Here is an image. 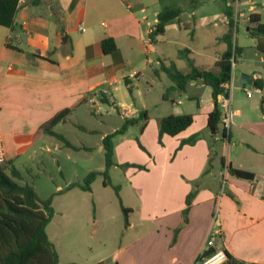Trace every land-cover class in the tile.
Returning <instances> with one entry per match:
<instances>
[{"label":"crops","instance_id":"0c3cea01","mask_svg":"<svg viewBox=\"0 0 264 264\" xmlns=\"http://www.w3.org/2000/svg\"><path fill=\"white\" fill-rule=\"evenodd\" d=\"M159 1L19 0L14 28L0 25V137L4 164L16 168L21 181H25L31 168H17L16 159L34 160L39 149L63 145L40 128L64 108H70V112L52 127L57 133L60 132L55 129L81 104L103 102L104 95L122 117L120 126L125 118H137L145 110V119L112 138L114 165L108 172L111 168L121 170L119 164L125 162L146 167L129 166L122 170L121 183L111 182L119 185V195L112 185H104L103 179V189L97 187L96 193L98 175L89 191L79 186L67 189L70 183L77 182L67 177L54 190L51 185L42 187L39 183V188L48 193L45 198L39 197L44 200L52 196L54 213L46 234L55 247L58 263L106 264L110 260L113 264H194L207 249L209 231L216 227L219 234L212 246L215 250H227L237 259L264 264V53L257 49V39L248 33L249 27L255 25L250 22L252 14L264 23V0L260 7L257 0H221L223 5L217 10L198 15L199 5H208L209 1L214 4L215 0L198 4L193 1L190 13L181 18V12L166 25L161 36L168 32L171 35L161 42L173 47L171 62L179 70H190L181 54L186 50L197 68L217 71L216 63L227 48L221 39L228 29L224 8L237 4V11L233 7L237 22L234 39L242 50L234 61L228 94L218 96V100L228 99L230 103L226 136L222 120L214 135L207 128V114L214 105L211 88L200 79H191L183 92L188 98H195V106L189 105L188 110L179 113L192 114L193 121L174 136L163 134L162 143L158 142L161 116L154 120L134 100L141 80L152 88L153 81L159 79L156 64H170L159 56L155 63L151 57L157 53L155 43L160 35L153 42L148 31L156 21ZM107 37L115 42L114 52L102 50L101 42ZM243 73L252 75L253 84L241 82ZM167 79L173 102L179 90L168 76ZM120 82L131 88L128 92L133 100L123 102L118 97ZM251 87L261 94L257 99H252V93L246 95ZM122 107L128 108L127 113ZM197 132L203 134L200 139L179 147L182 139ZM225 166L251 172L254 178L233 176L224 171ZM31 185L39 195L35 182ZM105 187L111 188L113 197L110 191H104ZM194 189L188 220L180 227L186 195ZM114 197L120 207L130 209L128 224L122 228L118 213H114ZM121 218L124 219L123 214Z\"/></svg>","mask_w":264,"mask_h":264},{"label":"trees","instance_id":"16d2710c","mask_svg":"<svg viewBox=\"0 0 264 264\" xmlns=\"http://www.w3.org/2000/svg\"><path fill=\"white\" fill-rule=\"evenodd\" d=\"M19 0H0V25L9 29L15 26V15L18 9ZM180 7L163 6L156 14V21L153 23L152 30L149 32L151 41H155L156 36L164 33L166 25L176 20L181 14ZM227 17L228 29L223 34V39L226 44V50L221 54L216 65L218 70H204L197 68L193 61L186 55V50L181 51L185 56L189 65V72L184 73L179 70L173 62L168 65L160 64V69L163 70L168 78L173 82L174 88L179 91H184L191 79H200L203 84L211 88V95L214 100L213 108L207 114V128L212 135L219 131L221 123L222 110L219 106L218 96L228 94L229 84L232 73V62L236 60L240 54L242 47L238 46L233 39L234 32L237 27L236 19L234 18L233 6L226 5L224 8ZM250 22H255L254 26H250L248 33L251 37L257 39V49L264 53V23L259 22L258 16L252 14ZM103 52L111 53L116 50V45L113 38H104L101 42ZM256 85L261 87L260 81H256ZM131 92V88H128ZM105 96V95H104ZM103 96V102H108V99ZM163 98H167V94H163ZM70 112V108H64L58 111L52 118L43 124L40 130L44 133L55 136L61 140L65 146L77 148L73 146L62 134L53 131L52 127L58 122L65 120V116ZM146 118V111L139 112L137 118H125L122 125L111 133H108L102 138V147L104 150V169L102 171H89L83 181L73 182L67 186L72 188L79 186L83 190H90L91 182L97 175H103V184L112 185L108 170L114 165L113 161V141L115 135L123 134L127 127L136 123L139 119ZM193 121V116L190 113L168 114L161 116L158 119V142L162 143L163 134L176 135ZM143 126H141L142 128ZM223 128V135H225ZM203 136L202 132H197L189 137L182 139L179 147L183 144H194ZM226 136V135H225ZM138 146L145 151L143 145L136 138ZM223 163V162H222ZM210 165V161H209ZM121 167H136L138 169H146L144 165L125 162L119 164ZM208 168V167H207ZM229 174L238 178L252 180L253 173L237 169L231 166L227 167ZM21 173L14 167H8L4 162L0 164V264H59L58 255L53 243L48 239L46 234V226L51 220L54 210L51 206V198L41 199L35 188L26 181H21ZM116 194L119 191V185H112ZM230 197L234 195L226 192ZM196 194V189L190 191L185 198V207L182 210V224L188 220V211ZM124 215V224H128L129 208L121 205ZM178 227L174 230L176 236ZM215 251L213 247H209L197 257L196 261L212 254ZM226 259L220 264H258L240 260L232 256L227 250H223ZM100 264V263H97Z\"/></svg>","mask_w":264,"mask_h":264},{"label":"rangeland","instance_id":"374dc122","mask_svg":"<svg viewBox=\"0 0 264 264\" xmlns=\"http://www.w3.org/2000/svg\"><path fill=\"white\" fill-rule=\"evenodd\" d=\"M193 1L197 2L198 4V2L202 3L204 0H160L158 7L160 9L163 6L180 7L183 12L181 18H184L188 13H190L191 8H193ZM257 1V7H260L259 4L262 3V0ZM207 3L208 5L202 4L197 7V15L202 12L205 13V10L209 9H211L210 11H215L218 7L223 5L221 0H215L214 4H212L211 1ZM233 7L234 10L237 11L240 8V5L237 8V4H234ZM153 17L154 16L151 14L150 19ZM238 26L240 28V23ZM183 32L187 35L188 30ZM170 35L171 32H168L167 35H160L158 37V40L155 43L157 53L151 54V57L155 63L157 62V56L160 57V60L165 59V63L171 62V56L175 54V51L173 50L171 44L161 42ZM235 35L236 30L234 32L233 39ZM161 50L163 51L162 54L160 53ZM238 58L239 56L237 55L236 60ZM156 68L159 79H155L153 81V87L149 88L143 79L140 81L137 90L134 91V95L136 97L134 100L138 108H141V105H143L150 116L156 120L157 117L168 115L172 112H175V114H177L176 112H185L188 110L187 108L189 105L195 106V98H188L185 95L186 93L180 91L176 92L174 101L171 102L172 93L171 89H167L169 80L167 79L166 73L160 69L159 64H156ZM232 69H234L233 66ZM119 87L120 88L118 89L117 94L118 97H122L123 102H129L133 100L123 82H120ZM248 90L253 94L252 99H257L258 96L261 95L259 92L256 93L253 87L249 88ZM137 92L138 96H136ZM165 92L168 94L166 99L163 98V94H165ZM238 92L241 97L246 98L245 94V96L242 95L243 92ZM179 99L182 101V104L177 103V100ZM115 102L118 108H120L119 99H116ZM121 121L122 117L116 111V109L111 106V103L98 101L95 104H81L75 113L69 115V117L66 118V121L63 125H60L57 129H55L56 131L62 133L63 136L73 146H78L79 149L65 146L64 143L63 145H60V148L49 145V150L39 149V153L35 156L34 160H28L24 158L16 159L15 166L21 170L27 167L31 168V171H28V174L26 173L25 181L30 184L31 182H35L37 188H39L40 184H42V187L51 185V189L54 190L55 185L61 183L66 177L77 182L83 181V178L88 171H102L105 168L101 136H103L105 132H110L113 127L120 126ZM82 146H86L88 149L84 150L81 148ZM58 163L60 164V167H58ZM119 167L121 170L111 168L108 172L109 178L114 184L121 183V179L123 178L122 170L127 168L121 166ZM97 179L98 180L95 184L96 193L98 192L96 189L97 187L99 189H103L101 184L103 175L99 174ZM104 191H110L111 196L113 197L111 188L105 187ZM39 192V196L41 198L48 196L47 189L39 188ZM112 201L114 203V213H118L120 219V228H122L124 226V219L122 220L121 218L123 214L122 209L120 205H118L115 197L112 199ZM113 221H115V219ZM106 264H113V262L108 260L106 261Z\"/></svg>","mask_w":264,"mask_h":264},{"label":"built area","instance_id":"2783aa9c","mask_svg":"<svg viewBox=\"0 0 264 264\" xmlns=\"http://www.w3.org/2000/svg\"><path fill=\"white\" fill-rule=\"evenodd\" d=\"M142 18L143 19H147V17L145 15H143ZM152 27L153 26H151L149 28L148 32H150L152 30ZM79 30L83 31L84 28L80 26ZM233 65H234V62H232V66ZM104 92L105 93L108 92V89H104ZM246 95L247 96H251V92L250 91H246ZM218 102H219V106H220L221 110H222V107L225 108L224 112L222 111L221 120L223 122L225 130H227L229 128V125H230V108H229L230 103H229L228 99H220V100H218ZM226 108H227V111H226ZM122 111L124 113H127L128 108L122 107ZM4 161H5V151H4L3 141H2V139L0 137V164H2ZM226 170H227V166L224 167V171H226ZM218 234H219V232H218L216 227H213L209 231V234H208V237H207V240H206V247L207 248L213 246L215 238L217 237ZM225 259H226V256H225L224 251L222 249H219V250H215L212 254L202 258L201 260L195 261L194 264H220Z\"/></svg>","mask_w":264,"mask_h":264},{"label":"water","instance_id":"95a60500","mask_svg":"<svg viewBox=\"0 0 264 264\" xmlns=\"http://www.w3.org/2000/svg\"><path fill=\"white\" fill-rule=\"evenodd\" d=\"M241 82L244 84H253L252 75L248 73H243Z\"/></svg>","mask_w":264,"mask_h":264}]
</instances>
